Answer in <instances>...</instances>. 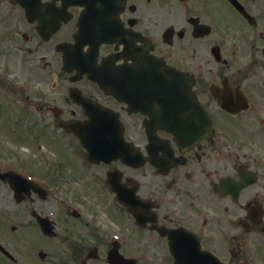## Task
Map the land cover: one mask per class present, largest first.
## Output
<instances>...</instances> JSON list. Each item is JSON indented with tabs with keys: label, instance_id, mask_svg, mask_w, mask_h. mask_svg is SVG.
Wrapping results in <instances>:
<instances>
[{
	"label": "flooded vegetation",
	"instance_id": "flooded-vegetation-1",
	"mask_svg": "<svg viewBox=\"0 0 264 264\" xmlns=\"http://www.w3.org/2000/svg\"><path fill=\"white\" fill-rule=\"evenodd\" d=\"M40 1L31 20L3 1L0 56L54 78L20 110L60 151L45 166L0 149V185L24 173L42 188L24 202L57 212L30 208L33 234L0 238V258L264 264V0ZM39 18L59 23L47 38Z\"/></svg>",
	"mask_w": 264,
	"mask_h": 264
},
{
	"label": "rangeland",
	"instance_id": "rangeland-1",
	"mask_svg": "<svg viewBox=\"0 0 264 264\" xmlns=\"http://www.w3.org/2000/svg\"><path fill=\"white\" fill-rule=\"evenodd\" d=\"M3 1L0 2L1 9L5 5ZM31 57H34V59L29 58V65H26L21 63V60H24L25 57L20 52L14 58L0 56V149L9 151L18 158L17 160H20V158L26 161L31 160L34 165H40L41 163L37 159L40 157L39 161H41L43 158L46 161L45 166H48L47 162L55 160V156L60 151L59 132L51 125L46 127L41 123L34 109L32 115L29 114L27 118H24L26 117L25 112L20 110L24 109L21 102L23 99L20 96L27 94L31 100L39 85H50L54 78L52 80L42 70L38 56ZM45 59H49L48 56ZM14 84L16 89L13 92ZM28 107V111H30V104ZM57 160H59L58 157ZM36 171L37 169L34 170V172ZM56 206L57 203L54 204L49 200L33 204L25 202L16 204L11 189L6 185H0V233L6 235L0 238L6 240V244H8L11 235H18L20 245L28 238L27 234H33L35 229L34 225L31 224V222H34L29 214L30 208L53 218L52 215L57 212ZM11 228L20 232L13 233L10 231ZM6 244L5 246L8 248ZM0 264L8 263L0 258Z\"/></svg>",
	"mask_w": 264,
	"mask_h": 264
},
{
	"label": "water",
	"instance_id": "water-1",
	"mask_svg": "<svg viewBox=\"0 0 264 264\" xmlns=\"http://www.w3.org/2000/svg\"><path fill=\"white\" fill-rule=\"evenodd\" d=\"M17 3H19L26 11V16L29 18L30 15H35L38 12V8L40 2L39 0H16ZM42 24L39 25L38 29L40 31V34H42V28H41ZM46 27V26H44ZM56 27V23H54L53 25H49L48 26V30L53 31L54 28ZM46 37V36H44ZM82 143H85L84 140H82ZM4 175H10V173H4ZM10 187L12 188L13 192H14V198L17 202H20L22 200L25 199V195L28 194V188L32 187L34 191H38V188L35 184H32L31 182H29L28 180H26L25 178H23L20 175H16L15 179L13 180V182H11ZM37 220L39 222L40 228L45 231L48 228H51L50 222L45 219V218H39L37 216ZM0 250L3 251V249L0 247ZM115 264H121L119 261L118 262H114Z\"/></svg>",
	"mask_w": 264,
	"mask_h": 264
}]
</instances>
